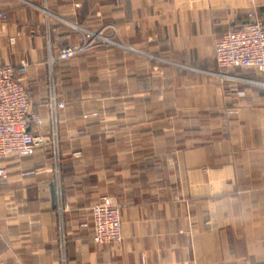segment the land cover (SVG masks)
Segmentation results:
<instances>
[{
    "label": "crops",
    "instance_id": "0c3cea01",
    "mask_svg": "<svg viewBox=\"0 0 264 264\" xmlns=\"http://www.w3.org/2000/svg\"><path fill=\"white\" fill-rule=\"evenodd\" d=\"M251 11L264 22V0H0V64L28 61L44 133L51 54L98 32L151 49L58 58L64 157L47 144L5 160L0 264H264V72L215 57ZM105 194L123 239L98 244Z\"/></svg>",
    "mask_w": 264,
    "mask_h": 264
},
{
    "label": "built area",
    "instance_id": "2783aa9c",
    "mask_svg": "<svg viewBox=\"0 0 264 264\" xmlns=\"http://www.w3.org/2000/svg\"><path fill=\"white\" fill-rule=\"evenodd\" d=\"M1 16L7 18L6 14ZM249 18L247 24L228 30L218 39L215 57L221 69L240 67L264 72V22L255 11L249 13ZM102 37L98 32L86 41ZM83 48L81 45H67L61 49L58 58L70 59ZM28 65L26 59L18 65L0 64V177H7L9 174L4 163L9 156H32L39 147L51 142L58 168L62 162L59 146L56 141L51 140L58 137V131L53 129L51 134L41 131L44 119L36 112L28 87L23 82L22 75L27 72ZM49 103L55 116L60 108L65 107V103L57 98L52 87ZM92 210L94 241L98 244L122 241L120 204L112 196L102 195Z\"/></svg>",
    "mask_w": 264,
    "mask_h": 264
},
{
    "label": "rangeland",
    "instance_id": "374dc122",
    "mask_svg": "<svg viewBox=\"0 0 264 264\" xmlns=\"http://www.w3.org/2000/svg\"><path fill=\"white\" fill-rule=\"evenodd\" d=\"M102 38H97V39H93L90 40L89 42L84 41L82 42V44H79L81 46H83L84 48L78 52L75 56L83 54V52L95 48L97 47H108V48H117V49H121L125 52V63L130 64V62L134 61V58H140L142 56H148L151 59V49L148 48H142L140 46H138L135 42H125V41H121V40H117L116 38H114V36L112 37H108L102 34ZM85 42H87L85 44ZM134 54V55H132ZM74 56V57H75ZM73 58V57H72ZM49 73H48V102L47 105L50 108V115H51V119H52V129H56L58 131V137L57 138H52L51 140H54L57 142L58 146H59V151L62 154V160L64 157V151H63V143L64 140H66L67 138L62 136L61 133V129H62V122H61V118H60V108L58 110V113L56 114V116L53 114L52 110H51V106H50V95H51V87L52 89L54 88V92L56 93L57 98L61 101L65 103V107H66V103L67 100L61 98L60 96L62 95V83L61 81H67V76H68V72H66L67 70V65L68 62L62 63V68L65 69V72L63 73H59L56 70V66L58 65V58L55 55H50L49 56ZM134 63V62H133ZM82 76V75H81ZM23 82L25 83V85L27 86L25 80H23ZM28 87V86H27ZM64 107V108H65ZM100 114L98 112H94V113H87L84 115L85 119H89L91 116L93 117H97ZM44 126V125H43ZM50 145H53V143L51 142ZM80 152H78L79 154ZM107 195V194H105ZM111 196V195H110ZM113 197V196H112Z\"/></svg>",
    "mask_w": 264,
    "mask_h": 264
}]
</instances>
